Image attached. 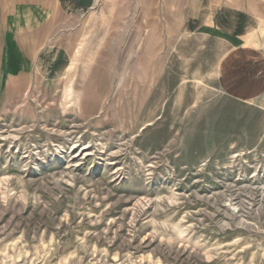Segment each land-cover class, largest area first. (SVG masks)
I'll return each instance as SVG.
<instances>
[{"label":"rangeland","instance_id":"1","mask_svg":"<svg viewBox=\"0 0 264 264\" xmlns=\"http://www.w3.org/2000/svg\"><path fill=\"white\" fill-rule=\"evenodd\" d=\"M119 2L0 98V264H264V108L200 35L158 73Z\"/></svg>","mask_w":264,"mask_h":264},{"label":"crops","instance_id":"2","mask_svg":"<svg viewBox=\"0 0 264 264\" xmlns=\"http://www.w3.org/2000/svg\"><path fill=\"white\" fill-rule=\"evenodd\" d=\"M99 1L0 0V98L11 100L26 93L36 76L42 74L38 70L41 59L48 63L58 56L67 67L84 15ZM108 1L111 0H105L101 7L105 12H113ZM129 1L120 0L119 6L116 3L114 12L122 13L119 18H126L125 13L132 10L128 9ZM135 2L138 19L133 25L137 30L119 41L149 44L142 51L146 58L156 57L153 67H157L158 73L163 64L160 58L170 47L168 43L195 34L205 42H218L222 49L214 54L222 57L221 69H237L238 83L242 85L239 90L245 93L239 96L259 101L264 108V0ZM112 28L115 26L109 27ZM117 36L120 35L112 34L113 43ZM210 45L204 48L207 55H212ZM115 63L112 59L99 62L110 66ZM229 77L228 72L223 73L225 85Z\"/></svg>","mask_w":264,"mask_h":264}]
</instances>
